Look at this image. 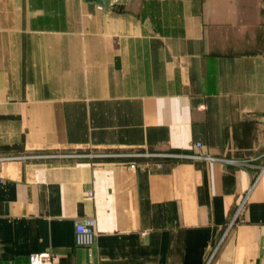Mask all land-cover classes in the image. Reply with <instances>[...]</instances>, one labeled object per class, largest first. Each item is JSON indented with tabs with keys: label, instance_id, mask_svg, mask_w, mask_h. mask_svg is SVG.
Wrapping results in <instances>:
<instances>
[{
	"label": "crops",
	"instance_id": "1",
	"mask_svg": "<svg viewBox=\"0 0 264 264\" xmlns=\"http://www.w3.org/2000/svg\"><path fill=\"white\" fill-rule=\"evenodd\" d=\"M117 3L0 0V264H264V0Z\"/></svg>",
	"mask_w": 264,
	"mask_h": 264
},
{
	"label": "built area",
	"instance_id": "2",
	"mask_svg": "<svg viewBox=\"0 0 264 264\" xmlns=\"http://www.w3.org/2000/svg\"><path fill=\"white\" fill-rule=\"evenodd\" d=\"M118 0H107L106 4L111 5ZM200 147L198 141L193 143V150L190 152H177V151H168V152H148L145 150H129V151H106V152H87L82 154H76L77 157L85 158H111V159H120L126 161L127 164L132 167L134 166V160L137 158H170L175 160H191V161H212L220 160L219 158L204 155L198 153L196 150ZM21 158H37L42 157V155H24L19 156ZM90 195V192H88ZM236 214V212H235ZM233 215V217L235 216ZM233 219V218H232ZM95 222L92 217H79L75 218L73 221V242L75 246L81 247H90L95 242ZM55 254L50 251H41V252H31L27 255V264H51Z\"/></svg>",
	"mask_w": 264,
	"mask_h": 264
},
{
	"label": "water",
	"instance_id": "3",
	"mask_svg": "<svg viewBox=\"0 0 264 264\" xmlns=\"http://www.w3.org/2000/svg\"><path fill=\"white\" fill-rule=\"evenodd\" d=\"M85 1H93L102 7H106V1L107 0H85Z\"/></svg>",
	"mask_w": 264,
	"mask_h": 264
},
{
	"label": "trees",
	"instance_id": "4",
	"mask_svg": "<svg viewBox=\"0 0 264 264\" xmlns=\"http://www.w3.org/2000/svg\"><path fill=\"white\" fill-rule=\"evenodd\" d=\"M116 4H118L117 2L113 3L112 6L110 5V8H113Z\"/></svg>",
	"mask_w": 264,
	"mask_h": 264
}]
</instances>
